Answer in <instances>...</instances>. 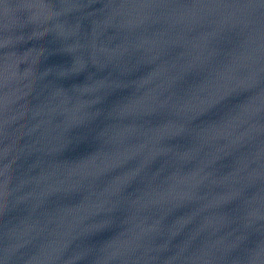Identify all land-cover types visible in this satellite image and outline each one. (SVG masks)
Masks as SVG:
<instances>
[{
  "label": "water",
  "instance_id": "1",
  "mask_svg": "<svg viewBox=\"0 0 264 264\" xmlns=\"http://www.w3.org/2000/svg\"><path fill=\"white\" fill-rule=\"evenodd\" d=\"M0 264H264V6L0 0Z\"/></svg>",
  "mask_w": 264,
  "mask_h": 264
},
{
  "label": "snow or ice",
  "instance_id": "2",
  "mask_svg": "<svg viewBox=\"0 0 264 264\" xmlns=\"http://www.w3.org/2000/svg\"><path fill=\"white\" fill-rule=\"evenodd\" d=\"M249 3H259L264 6V0H248ZM246 87H250V85H246Z\"/></svg>",
  "mask_w": 264,
  "mask_h": 264
}]
</instances>
